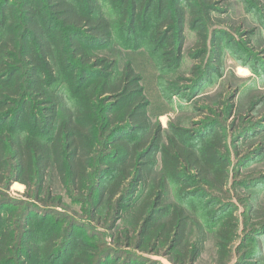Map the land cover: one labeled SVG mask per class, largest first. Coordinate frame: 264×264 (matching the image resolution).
Segmentation results:
<instances>
[{"label": "trees", "instance_id": "trees-1", "mask_svg": "<svg viewBox=\"0 0 264 264\" xmlns=\"http://www.w3.org/2000/svg\"><path fill=\"white\" fill-rule=\"evenodd\" d=\"M109 1L121 12L115 20L102 0H0V196L22 182L29 199L16 210L0 199V264H131L79 233L77 220L60 227L49 212H38V203L59 215L48 205L66 207L55 178L71 198L91 204L94 219L103 204L113 213H134L128 232L142 233L149 245L179 248L177 263L202 251L206 236L187 241L190 213L171 200V188L180 197L225 189V138L216 124L210 134L177 122L166 130L154 125L142 76L131 63L121 67L112 46L117 28L132 36L141 21L150 29V50L163 52L166 67L182 52L190 24L200 49H211L208 72L192 69L201 88L221 72L229 41L222 30L209 32L212 14L228 11L233 0ZM246 2L251 9L261 5ZM247 33L254 36V29ZM258 53L264 57V45ZM232 225L227 220L219 230L224 250Z\"/></svg>", "mask_w": 264, "mask_h": 264}, {"label": "rangeland", "instance_id": "rangeland-1", "mask_svg": "<svg viewBox=\"0 0 264 264\" xmlns=\"http://www.w3.org/2000/svg\"><path fill=\"white\" fill-rule=\"evenodd\" d=\"M102 3L106 10L109 9L113 20L121 13L109 0H102ZM219 8L213 12L208 30L211 33L216 28L226 32L229 41L223 42L221 72L213 75L201 88L199 84L197 86L192 69L201 67L203 73L208 72L213 65L208 58L211 49H200L198 30L190 24L185 27L182 52L178 56L175 53L166 67L160 65L163 52L150 50V29L141 21L132 36L117 28L112 46L116 56L122 57L121 67L131 63L142 76L141 83L150 101L149 115L154 125H161L166 130L169 123L177 122L199 130L206 128L204 132L210 134L212 124H216L225 138L223 154L229 160V179L225 189L209 192L204 188L180 197L174 185L171 188V200L186 207L190 213L185 235L187 241L193 243L201 232L206 236L198 257L192 261L190 256L177 263L179 248L169 249L158 242L149 245L142 233L128 232L134 223V213H113L103 204L102 211L92 218L91 204L71 198L60 178H55V188L66 207L48 206L56 207L61 214L50 213L52 209L44 210L42 207L46 205L37 202L38 212H49L48 219L55 220L54 223L61 221L56 226L68 223L70 217L80 222L79 233L113 252V258L120 263L264 264V127H261L264 126V57L258 53L259 47L264 45V0L253 9L247 6L246 0H233L225 12L222 10L225 7ZM146 18L150 22L154 20L152 13ZM241 22H245L242 27ZM252 28L254 36L247 33ZM138 42L147 46L150 52L138 48L135 45ZM230 104L234 109L228 106ZM199 107H205V110ZM257 130L258 134H255ZM158 158L160 160V155ZM27 188L22 182H15L0 199L10 203L8 209L22 208L29 202L25 196ZM8 209L3 212L7 217L10 215ZM227 220L233 222L231 228L235 233L224 250L219 230ZM45 224L39 229L43 237L48 225Z\"/></svg>", "mask_w": 264, "mask_h": 264}]
</instances>
